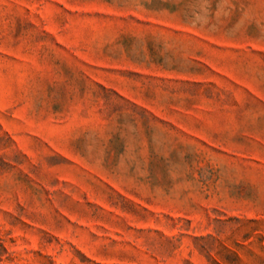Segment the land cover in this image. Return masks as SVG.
<instances>
[{"label": "rangeland", "instance_id": "374dc122", "mask_svg": "<svg viewBox=\"0 0 264 264\" xmlns=\"http://www.w3.org/2000/svg\"><path fill=\"white\" fill-rule=\"evenodd\" d=\"M0 264H264V0H0Z\"/></svg>", "mask_w": 264, "mask_h": 264}]
</instances>
